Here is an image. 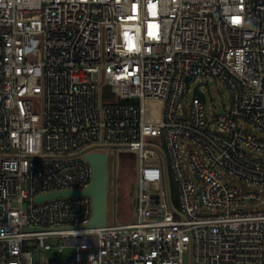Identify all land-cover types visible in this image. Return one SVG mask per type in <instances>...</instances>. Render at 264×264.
<instances>
[{"label":"built area","instance_id":"2783aa9c","mask_svg":"<svg viewBox=\"0 0 264 264\" xmlns=\"http://www.w3.org/2000/svg\"><path fill=\"white\" fill-rule=\"evenodd\" d=\"M186 78L204 100L182 104ZM211 81L229 100L208 117ZM247 127L264 133V0H0V264H264ZM104 149L136 154L134 220L83 230L89 196L34 201L87 188Z\"/></svg>","mask_w":264,"mask_h":264},{"label":"rangeland","instance_id":"374dc122","mask_svg":"<svg viewBox=\"0 0 264 264\" xmlns=\"http://www.w3.org/2000/svg\"><path fill=\"white\" fill-rule=\"evenodd\" d=\"M196 82L191 81L185 85V97L182 104H189L193 97V89ZM201 89L205 93L206 102L204 109L208 117L214 113H222L229 100L227 87L219 81L204 83ZM163 101L146 100L143 102L145 115L151 118L155 115L158 119ZM249 131L259 138H264V133L247 127ZM107 155L108 184H107V225L122 224L134 220L137 196V169L138 160L134 152L118 153L114 150L104 149ZM256 155V154H253ZM262 158V156H259ZM239 187L249 191H259L256 185H247L241 180H233ZM172 189L175 190L174 184ZM264 198V196H263ZM257 207L251 202H247L240 209L247 210ZM53 252H42V259L49 257Z\"/></svg>","mask_w":264,"mask_h":264},{"label":"water","instance_id":"95a60500","mask_svg":"<svg viewBox=\"0 0 264 264\" xmlns=\"http://www.w3.org/2000/svg\"><path fill=\"white\" fill-rule=\"evenodd\" d=\"M185 82L188 83L189 78H186ZM194 94H198L204 100L203 95L198 91V84L195 85ZM84 160L91 165L93 170L92 180L87 188L81 191H61L37 196L34 201L41 202L60 196H89L92 200V215L90 220L80 229H99L107 224V155L104 152H89L84 156Z\"/></svg>","mask_w":264,"mask_h":264},{"label":"trees","instance_id":"16d2710c","mask_svg":"<svg viewBox=\"0 0 264 264\" xmlns=\"http://www.w3.org/2000/svg\"><path fill=\"white\" fill-rule=\"evenodd\" d=\"M107 98H110V95H109V89L108 87H105L103 89V99H107ZM113 99V98H111ZM122 103H129L128 101H123Z\"/></svg>","mask_w":264,"mask_h":264}]
</instances>
